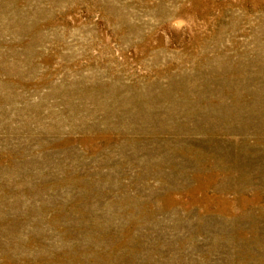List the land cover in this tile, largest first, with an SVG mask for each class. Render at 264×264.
I'll return each instance as SVG.
<instances>
[{
    "label": "rangeland",
    "instance_id": "374dc122",
    "mask_svg": "<svg viewBox=\"0 0 264 264\" xmlns=\"http://www.w3.org/2000/svg\"><path fill=\"white\" fill-rule=\"evenodd\" d=\"M0 264H264V0H0Z\"/></svg>",
    "mask_w": 264,
    "mask_h": 264
}]
</instances>
